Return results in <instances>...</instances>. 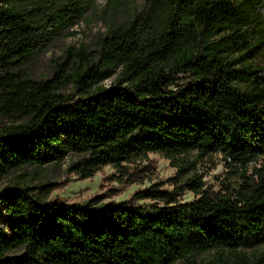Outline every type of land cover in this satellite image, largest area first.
<instances>
[{
    "label": "trees",
    "instance_id": "1",
    "mask_svg": "<svg viewBox=\"0 0 264 264\" xmlns=\"http://www.w3.org/2000/svg\"><path fill=\"white\" fill-rule=\"evenodd\" d=\"M92 1L0 0V178L65 164L83 181L109 166L131 185L157 154L171 189L137 191L147 203L136 205L8 186L0 264H264V0H144L132 12L108 0L95 55L68 47L52 79L31 77L25 66ZM217 155L215 190L198 168Z\"/></svg>",
    "mask_w": 264,
    "mask_h": 264
},
{
    "label": "rangeland",
    "instance_id": "2",
    "mask_svg": "<svg viewBox=\"0 0 264 264\" xmlns=\"http://www.w3.org/2000/svg\"><path fill=\"white\" fill-rule=\"evenodd\" d=\"M119 1L122 2V9H126L128 12L140 10L144 3V0ZM107 2L108 0H93L78 22L64 32V37L52 40L47 52L35 57L27 64L25 68L31 77L35 80L52 79L56 66L64 62L68 47L74 49L83 47L88 53L95 55L98 41L104 36L107 29ZM112 81L113 79H108L103 82V85L109 87ZM61 93H74L73 86L71 84L62 86ZM260 162H264V157L260 159ZM142 166L152 169V174L142 183L124 186L111 179L115 172L109 166L104 167L91 179L83 181L73 175H67L65 164L48 165L37 169L22 167L0 178V191L16 183H25L29 186L52 184L55 190L49 195V200L59 199L67 203H80L98 196L103 203L132 201L136 205H141L147 202L134 200L132 198L134 193L153 184L162 186L164 190L171 189L166 181L172 178L175 173L169 161L157 154L148 155V160L143 161ZM198 169L199 173L203 175L205 187L219 189V180L226 175L223 161L219 155L213 157L212 163H206ZM193 199L192 193L184 191L181 202L187 203Z\"/></svg>",
    "mask_w": 264,
    "mask_h": 264
}]
</instances>
